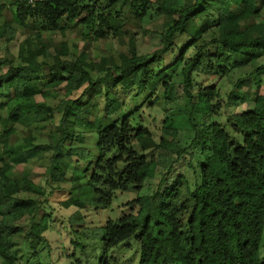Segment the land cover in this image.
I'll use <instances>...</instances> for the list:
<instances>
[{"label":"trees","instance_id":"trees-1","mask_svg":"<svg viewBox=\"0 0 264 264\" xmlns=\"http://www.w3.org/2000/svg\"><path fill=\"white\" fill-rule=\"evenodd\" d=\"M6 7L26 33L40 20L49 32L79 33L83 46L74 53L64 41L53 47L27 33L3 60L0 264H131L121 259L131 247L135 264H264V95L240 88L264 77V0H12L0 11ZM158 18L160 32L139 29L153 42L138 52V34L124 21ZM14 32L0 25L6 41ZM108 39L124 51L93 60L89 46ZM236 71L245 79L222 93ZM61 84L63 99L47 104ZM156 109L157 139L145 125L146 110ZM227 109L228 127L219 122ZM44 123L47 142L30 128ZM87 133L96 136L95 152L83 145ZM46 155V184L34 182L24 169ZM68 172L77 177L66 179ZM67 180L60 205L75 210L65 217L64 249L54 252L48 197ZM128 192L131 199L114 205ZM82 210L112 216L90 226Z\"/></svg>","mask_w":264,"mask_h":264},{"label":"rangeland","instance_id":"rangeland-1","mask_svg":"<svg viewBox=\"0 0 264 264\" xmlns=\"http://www.w3.org/2000/svg\"><path fill=\"white\" fill-rule=\"evenodd\" d=\"M12 0H0V4H4L5 6H7V4H10ZM264 13V11H263ZM11 8L10 7H6L4 9H2L0 11V25H2V23H8L9 25L13 26V29L15 30L12 40H5L4 36L0 37V75L3 74L7 67L5 66V64L3 63V60L5 57L7 58H13L15 57V55L17 54L18 51V47L20 45V43L22 42L23 38L25 36H27V33L29 36H33L34 33L39 32L41 34V36L43 37L44 40H46L49 44H52L53 47L56 45H59L60 42H66L68 45V48L70 51H73L74 53H78L79 50L81 49V47L83 46V42L80 40L79 37V33L74 34L72 33V29L68 28L67 30H65L64 32H49L45 29H43V23L40 20H35L33 25L38 26V29H27V33H26V28L24 29V27L20 26V25H16L15 22L12 20L11 18ZM33 20L31 18H28L26 23H31ZM162 18H158L155 20H149V19H143V21L141 22V24L138 26V23L131 21V22H127L126 20L124 21V28H132L133 30H135L137 32V39H136V46H137V50L140 53H147L149 52V50L151 49V44L153 42V40L149 39V37H144L143 39L140 37V32L139 29H145L148 30L150 32H160V30L162 29ZM51 45V47H52ZM76 45V46H74ZM124 51V49L122 48V46L118 45L117 41L115 39H108V40H99L97 42L92 43L89 46V51L91 52L90 56L93 58V60H98V58L100 57H106L107 55H111V53L113 54H118L120 51ZM52 51V48H51ZM244 72L242 71H236L234 72V74L231 76L230 80L225 81L224 82V87H222L221 92L223 93L224 90H228L235 82L238 81L239 78H244ZM245 79V78H244ZM42 83H40L39 87H41ZM240 88L242 89V91L244 92H250L252 94L253 97V93L257 92L259 95H264V77L262 76L257 77V78H251L250 80H248L246 83L242 84V86H240ZM50 91V95L47 96V98H44V101L55 107L57 105V103L63 99L64 97V89H63V84L59 85L57 88L51 89ZM178 91H180V89H178ZM80 92V91H79ZM75 95L77 96L78 93ZM38 100H41V98L38 96L37 97ZM97 102L99 104H101L102 99L101 97H97ZM134 106V102H131L130 104V109ZM161 106V103H159V108ZM250 104H243L237 107V109H234L235 112L238 111H242L244 109H246L247 107H249ZM157 108V109H159ZM156 110L153 111H149L146 110V115H145V125L149 128V130L153 133V136L155 139L158 138V132H157V128L160 127L161 124V120L163 118V115L161 114V112H158ZM222 114L219 118V122L222 124H226V126L228 127V123H226L228 121V117L227 115L229 114V109L227 110H222ZM57 117H59V114H57ZM178 126H180V128H182L183 130L185 129V123H183L182 121L178 123ZM51 125L48 123H44L42 124L39 128H35V127H30L33 128L32 129V135L35 136V139L39 140V141H46V138L48 137V133L50 130ZM23 129L25 130L24 127L22 126H17L16 130L17 133L19 134V136L21 135ZM232 136H234L235 134H231ZM85 138V142H84V146H86L90 151L95 152V144H96V136L94 133H87L83 135ZM47 142V141H46ZM47 155L44 158H41L40 160H36L33 161L32 164L29 165L28 169H24L27 173L30 174V176L32 177V180L34 182L37 183H45L46 184V180L48 178L47 174H45L46 172V167L48 165V160H47ZM77 166H82L81 164H78ZM20 168V169H19ZM17 171H21V166H17L16 168ZM71 176L77 177V174L74 173L72 175L71 172H68L66 174V179H69ZM85 179H77L75 180V184L78 185V183L83 186V190L82 191V198L85 201L84 203H86L87 205L89 204V201L92 197V192L89 186L86 185L85 183ZM51 186H53V183L50 181ZM49 184V185H50ZM48 185V184H47ZM60 187L62 189L60 190H55L53 191L52 194H50V196L48 197L49 200V208L50 210H52V215L50 217V221H52L51 223H53V225H51V230L46 232V235L48 236V238L50 237V241H51V245H52V249L54 248V252H59V250L61 251L62 249H64V245L63 241H60V237L61 236H69L67 233V228L65 227L66 221H65V217L68 214H71L75 208L70 207L68 209H64L61 207L60 205V200H63L64 197H66V192L64 190H69L70 188V182L67 180L65 183L61 184ZM133 193H123L120 194L117 199L116 202H114V205H118L120 206V204H122L123 202H125L126 200H129L133 197ZM93 208V207H92ZM112 212V211H111ZM110 210H82L81 214L84 217V221L86 222V225H102L104 224V222L112 216ZM77 226V225H76ZM58 230V232H61L58 236V234L56 235V231ZM82 232V231H81ZM81 232L79 233L78 237L81 238L82 234ZM67 234V235H64ZM66 241H68V238L65 239ZM88 246L87 248L89 250L92 249L93 246H96L94 241L92 239H88L87 240ZM132 250H126L125 252L122 253V257L121 259H123L124 261L126 260V258H129V260H131V264H135L137 261V253L133 254L130 252H134L133 251V247H131ZM75 250H78L77 248ZM115 251V250H114ZM262 256H264V248L262 249ZM120 259V261H121Z\"/></svg>","mask_w":264,"mask_h":264},{"label":"built area","instance_id":"built-area-1","mask_svg":"<svg viewBox=\"0 0 264 264\" xmlns=\"http://www.w3.org/2000/svg\"><path fill=\"white\" fill-rule=\"evenodd\" d=\"M19 1H25L28 4L34 5L35 3L41 2L43 0H19Z\"/></svg>","mask_w":264,"mask_h":264},{"label":"clouds","instance_id":"clouds-1","mask_svg":"<svg viewBox=\"0 0 264 264\" xmlns=\"http://www.w3.org/2000/svg\"><path fill=\"white\" fill-rule=\"evenodd\" d=\"M19 1V0H18ZM42 2V1H41Z\"/></svg>","mask_w":264,"mask_h":264}]
</instances>
